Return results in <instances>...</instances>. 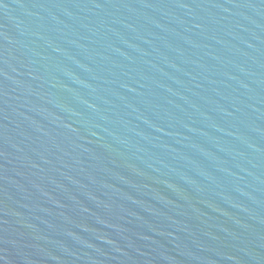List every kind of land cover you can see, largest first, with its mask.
Instances as JSON below:
<instances>
[{
  "label": "water",
  "instance_id": "water-1",
  "mask_svg": "<svg viewBox=\"0 0 264 264\" xmlns=\"http://www.w3.org/2000/svg\"><path fill=\"white\" fill-rule=\"evenodd\" d=\"M0 264H264V0H0Z\"/></svg>",
  "mask_w": 264,
  "mask_h": 264
}]
</instances>
